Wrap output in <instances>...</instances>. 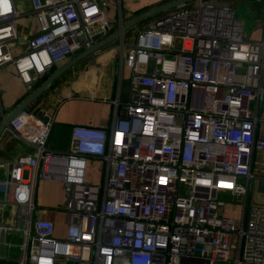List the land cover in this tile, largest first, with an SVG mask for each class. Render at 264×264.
<instances>
[{
	"label": "built area",
	"instance_id": "2783aa9c",
	"mask_svg": "<svg viewBox=\"0 0 264 264\" xmlns=\"http://www.w3.org/2000/svg\"><path fill=\"white\" fill-rule=\"evenodd\" d=\"M14 1L0 0V67L10 66L27 94L137 2L30 0L35 29L20 33ZM245 32L226 0L180 4L128 46L121 40L127 94L111 101L107 126H72L58 152L48 147L50 107L10 121L5 130L30 152L0 161V205L17 208L0 222V245L11 251L7 235L22 239L6 264H264V205L249 195L255 179L264 186L252 169L264 140L250 109L264 95V39ZM89 159L102 163L96 182L87 179ZM41 181L61 187L64 237L36 215ZM229 195L242 201L237 219Z\"/></svg>",
	"mask_w": 264,
	"mask_h": 264
},
{
	"label": "crops",
	"instance_id": "0c3cea01",
	"mask_svg": "<svg viewBox=\"0 0 264 264\" xmlns=\"http://www.w3.org/2000/svg\"><path fill=\"white\" fill-rule=\"evenodd\" d=\"M226 1L233 7L235 14L244 21V31H246L247 39L251 41L264 39V0ZM14 2L17 11L19 12L20 10L27 19L29 28L33 24L31 28L34 30L35 22L30 14V0H15ZM146 5V0H137L136 3L127 6L128 15L132 14L133 10L138 12ZM110 17L113 18V13L110 14ZM114 26L110 32L114 31ZM130 31L127 34L125 33L122 38L125 47L132 43L134 38L135 32L131 34ZM121 47V40H116L84 58L58 77L47 92L28 106V110L35 111L36 113H38V108L42 105L50 107L53 111L55 123L48 141V147L51 150L58 152L67 150L72 126H107L112 114L111 101L117 97L120 102L126 99L128 70L121 66ZM115 55L117 56V60ZM26 96L27 92L14 76L12 68L6 65L0 67V106L3 112L5 114L10 112ZM250 109L257 116L255 137L264 140V95L260 99L251 102ZM29 152L30 149L22 142L14 139L7 130L3 132L0 137V161L12 160ZM253 158L254 165L252 169L254 173H258L264 177V151L256 152ZM4 177L5 169L0 168V178ZM48 182L41 181L39 184ZM53 183L52 186L62 192L60 185L57 182ZM257 185L258 190L263 191L264 186L259 181ZM63 202L64 196L62 204ZM4 206H10V216L13 218L14 214L16 215L17 213V208L8 204L0 205V217L4 218ZM62 208L61 205V209L56 207L54 209L50 208L51 210L48 211L42 210L43 213L40 215L54 223L55 235L59 238L64 237L67 223V216ZM57 209L59 210L57 211ZM56 211L60 213V220L54 221L52 217L58 214ZM62 214L64 215L63 220ZM17 236H14L13 233L8 234L6 240L12 241ZM17 253L18 251L14 250V248L11 251H7L0 245V264H6L3 255H12L14 257L17 256Z\"/></svg>",
	"mask_w": 264,
	"mask_h": 264
},
{
	"label": "rangeland",
	"instance_id": "374dc122",
	"mask_svg": "<svg viewBox=\"0 0 264 264\" xmlns=\"http://www.w3.org/2000/svg\"><path fill=\"white\" fill-rule=\"evenodd\" d=\"M162 0H146L147 5L144 6V10H147L150 7L153 6H157L159 5V3H161ZM134 4V3H133ZM143 9V7L141 8ZM140 9V10H141ZM139 10V11H140ZM19 14L21 16H23L24 14L19 10ZM128 9L127 7L123 6L122 7V11H121V17L123 22L125 21V19H127L130 15V17L133 16L135 12V10H133L132 14L128 15ZM129 17V18H130ZM156 17V16H155ZM152 17L150 19H148L147 21L145 20L143 23H141L140 25L135 26L130 33L134 34V32L136 31V29L140 28L141 26H144L146 24H148L151 20H153ZM115 19L117 22V25L119 23V15L118 13L115 14ZM122 22V23H123ZM33 24H31L30 28L32 27ZM115 25L113 30H116L118 28V26ZM16 26H17V30L21 33L22 31L27 32L29 29V23L27 21V19L24 18H18L16 21ZM127 34V33H126ZM116 56V55H115ZM116 60H117V56H116ZM102 170V163L98 160L95 159H89L88 163H87V179L88 182H96L99 179V172H101ZM263 177V176H262ZM48 182V181H47ZM52 184H54L53 182H48V183H41L38 185L37 188V196H36V205H37V209H36V215L40 216L43 211L42 210H51L54 209L56 207H58L59 209H61V205H62V192L57 190V188H55L54 186H52ZM258 180H254L252 182V185L250 187V191H249V195H250V200L251 203L253 204H262L264 205V189L263 191L258 190ZM226 201V208L228 211H230V215L237 219L238 217V213L241 209V205H242V201L241 199H234L232 198L230 195L228 196V198H225ZM54 203V204H53ZM51 208V209H50ZM10 206H4V211H3V217H0V222L4 221L5 218H10L11 216V212L9 211ZM57 209V211L59 210ZM56 211V212H57ZM62 212V211H61ZM58 214L53 215L52 219L55 221L60 220V216H59V212H57ZM63 215V214H62ZM64 215L62 216V220H63ZM61 220V221H62ZM63 228V227H61ZM9 241V239L7 240ZM22 241L21 236H17V238H14L11 243L14 245L13 248L14 250H17V246L18 244H20Z\"/></svg>",
	"mask_w": 264,
	"mask_h": 264
},
{
	"label": "water",
	"instance_id": "95a60500",
	"mask_svg": "<svg viewBox=\"0 0 264 264\" xmlns=\"http://www.w3.org/2000/svg\"><path fill=\"white\" fill-rule=\"evenodd\" d=\"M191 1L193 0H170L166 3L150 7L147 10L132 16L131 18L120 24L119 27L113 32H110L109 29H105L106 35L96 34L91 36L90 44L88 47L80 50L73 55H70L65 62L55 67L45 77V79L34 88L32 92L27 94V96L19 104H17L10 112L4 115V118L0 121V137L10 121L15 119L19 114H21L24 109L28 108L30 104H32L42 94L47 92L58 77L74 67V65H76L78 62L99 51L101 48L106 47L112 42L116 40H122V37L125 33L129 32L131 29L141 24L145 20L163 14L168 10L179 6L180 4ZM80 40H83V38L81 37Z\"/></svg>",
	"mask_w": 264,
	"mask_h": 264
},
{
	"label": "trees",
	"instance_id": "16d2710c",
	"mask_svg": "<svg viewBox=\"0 0 264 264\" xmlns=\"http://www.w3.org/2000/svg\"><path fill=\"white\" fill-rule=\"evenodd\" d=\"M168 1H170V0H162L161 1V3H159V5L160 4H163V3H166V2H168ZM144 10V8L143 9H141L140 11H138V12H136L135 14H133V15H136V14H139L140 12H142ZM147 21V20H146ZM143 23V22H142ZM140 25V24H139ZM46 77V76H45ZM45 77H43L38 83H37V85L40 83V82H42L44 79H45ZM36 85V86H37Z\"/></svg>",
	"mask_w": 264,
	"mask_h": 264
},
{
	"label": "bare ground",
	"instance_id": "6f19581e",
	"mask_svg": "<svg viewBox=\"0 0 264 264\" xmlns=\"http://www.w3.org/2000/svg\"><path fill=\"white\" fill-rule=\"evenodd\" d=\"M112 19V18H111Z\"/></svg>",
	"mask_w": 264,
	"mask_h": 264
}]
</instances>
